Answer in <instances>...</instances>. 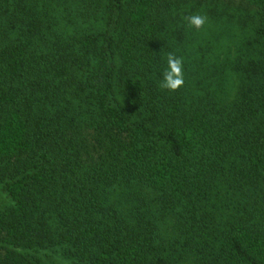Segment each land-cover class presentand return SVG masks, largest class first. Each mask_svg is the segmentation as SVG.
<instances>
[{"label":"trees","instance_id":"obj_1","mask_svg":"<svg viewBox=\"0 0 264 264\" xmlns=\"http://www.w3.org/2000/svg\"><path fill=\"white\" fill-rule=\"evenodd\" d=\"M194 1L0 0V264H264V0L228 104L162 87Z\"/></svg>","mask_w":264,"mask_h":264},{"label":"rangeland","instance_id":"obj_2","mask_svg":"<svg viewBox=\"0 0 264 264\" xmlns=\"http://www.w3.org/2000/svg\"><path fill=\"white\" fill-rule=\"evenodd\" d=\"M203 4L194 1L186 5L182 15L187 38L175 50L176 58L182 61V87L195 94L212 95L220 104L232 102L236 96L240 76L235 72V62L239 54L248 46V29L245 28L240 13L246 8L247 0H202ZM53 4L50 7L55 17L62 11ZM196 7L190 16L191 8ZM198 10V11H197ZM198 12V13H196ZM64 13V12H63ZM67 16V12H65ZM193 17H199L203 23L197 27L191 23ZM58 29L66 25L65 20H58ZM111 199L120 206L121 210L129 213L138 205L137 196L133 190H113ZM144 199L156 212V195L152 192L144 193ZM9 202L0 192V209L3 210ZM172 221L165 223L164 230L168 231ZM181 264H193L188 258Z\"/></svg>","mask_w":264,"mask_h":264},{"label":"clouds","instance_id":"obj_3","mask_svg":"<svg viewBox=\"0 0 264 264\" xmlns=\"http://www.w3.org/2000/svg\"><path fill=\"white\" fill-rule=\"evenodd\" d=\"M191 23L199 27L203 23V21L199 17H193L191 19ZM168 68L169 70L165 74L162 87L170 91H175L179 89L184 83L182 75V61L179 58L169 56Z\"/></svg>","mask_w":264,"mask_h":264}]
</instances>
